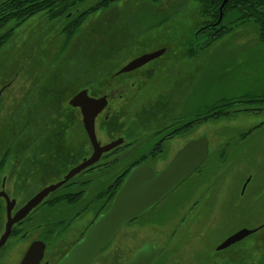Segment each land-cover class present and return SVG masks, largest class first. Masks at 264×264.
<instances>
[{
    "label": "rangeland",
    "instance_id": "rangeland-1",
    "mask_svg": "<svg viewBox=\"0 0 264 264\" xmlns=\"http://www.w3.org/2000/svg\"><path fill=\"white\" fill-rule=\"evenodd\" d=\"M99 1L101 0L86 2L95 5ZM159 1L121 0L111 3L107 9L92 13L81 24L72 43L59 58L55 56L63 42V26L54 25L46 28L41 26L40 19L32 28L41 30L43 27L48 31L45 35L51 30L47 37L48 41H43V47L39 46L40 40L33 39L38 35L27 33L18 36L17 39L21 41L13 40L9 43V49L11 46L14 50L7 51V44L0 50V90L3 85L10 82L0 95L9 98L5 100V106L8 107L6 112H11L12 109L17 111L16 108L21 107L20 103H17L19 98L27 97L22 106L36 98V101L45 105V112H53L52 116L55 118L52 123L60 124L58 130L63 139L59 142L60 151L65 149L64 140L68 139L66 130L69 122L72 124L74 122L75 125V133L72 135L75 137L74 144L83 150L87 139L80 123L81 115L79 110L73 109L68 102L85 86H88L91 95L97 97L103 93L108 84L112 93L109 100L112 112L108 119H104L103 114L97 117L96 138L101 144L120 137L124 141V144L106 154L100 162L98 161L99 163L97 162L98 164L93 165L91 175L81 174L80 178H76V181L80 179L91 181L88 195L82 205V208L88 209L86 213L78 218L76 215L69 217V212L62 214L63 210L61 211L60 208L63 209L65 203H61L57 210L55 207L45 209L44 230L49 227L47 220L52 221L53 217H57L52 224L55 225H53L54 230L59 232L57 240L44 237L48 243L44 260L48 261V264L57 262L87 230L90 220L94 218L101 204V202H92L96 193L107 180L153 145V140H149L148 136L167 123V119L173 115L171 109L174 101L168 103L167 96L171 91L169 87L177 81L174 79L178 76L182 64L178 55L170 62L175 75L171 84L160 82L161 73L150 78L131 75L129 80H126L125 88H128L127 83L132 85V81L136 86L129 94L125 93L126 89L120 85L122 79L108 72L105 74L106 70L104 72L102 70L105 63L114 64L113 70H116L130 58L141 53H151L161 48L164 50L180 48L185 38L195 40V30L203 21L198 3L195 0ZM203 39L200 37V42H203ZM31 48L36 49L38 53L36 54ZM193 48L196 49V46ZM21 51L28 53V61L31 65L30 70L26 72L21 70ZM196 51L198 56L188 58L187 63L189 86L187 83L186 92L191 95L188 109L195 108L198 101L203 104L208 102V99L224 95L242 97L244 103L236 105L233 109L246 110L235 113V116L229 120L208 123L194 128L186 135L169 139L159 156L144 163L152 167L155 172L160 171L186 142L199 137L207 138L211 157L201 164L203 167L199 173L193 172L190 178L188 177V180L169 197L172 200L183 199L188 194L187 186L194 182L193 180L200 178H218L216 182L220 183L218 190L213 191L211 195L204 192L203 186L198 184L196 187L198 196L188 197L192 202L194 200L198 202L193 206L190 201L180 204V208L203 209L204 217L197 218L195 224L208 225L211 230L208 239L197 243L188 240L190 246L184 254L188 262L191 252L200 254L202 247L216 244L226 233L262 225L259 231L238 241L235 246L237 254L244 251L249 255L246 264H251L252 261L261 259V255L264 254V123H262L264 100L252 101L261 97L264 92V42L258 38L253 25L248 23L236 29L233 34H227L215 41L207 49ZM25 57L22 60H25ZM37 65L48 66L40 74V71L34 69ZM196 69L199 70L198 78L192 84L191 71ZM32 81L35 82L31 86ZM119 93L123 97H120ZM45 122L40 121V124ZM260 123H262L260 127L245 139L239 140L241 133ZM3 142L5 138L2 144ZM127 142H134L129 150L123 148ZM228 142L226 155L223 158L217 157V151ZM79 153L81 155L82 151ZM114 159H118L117 165L111 168L105 167L107 161ZM60 161H69V159L61 153ZM77 163L76 160L72 164ZM61 165L62 163L59 173L62 175L67 169H63ZM66 192L65 189H60L56 194ZM170 201L162 203L159 209L169 208L172 205ZM67 217L69 218L65 220H71V223L64 230L62 228L66 226L67 221L62 224L56 222L58 218ZM146 219L147 214L137 224L142 225L141 223ZM144 223L148 224V221ZM149 229L147 226L140 227L137 229L139 233H136L129 224L96 256L92 264H122L143 242L162 240L159 232L154 235ZM36 236L37 234L34 233L19 244L13 243V239H10L1 255L0 264H18L26 246ZM204 264H211V260Z\"/></svg>",
    "mask_w": 264,
    "mask_h": 264
},
{
    "label": "flooded vegetation",
    "instance_id": "flooded-vegetation-1",
    "mask_svg": "<svg viewBox=\"0 0 264 264\" xmlns=\"http://www.w3.org/2000/svg\"><path fill=\"white\" fill-rule=\"evenodd\" d=\"M86 1L87 0H1L0 1V42L5 41V43L0 47V50L6 44L8 48L7 51L14 50L12 49L11 46H10L11 50L9 49L8 47L9 43L10 42L12 43L13 40H19L17 39L19 35L23 36L24 34L27 33L29 34L34 33L38 35V37L36 38L32 37V38L34 40L36 39L40 40L39 46L43 47L44 45L43 41H48L47 37L51 33L50 30V33L48 35H45L48 33V31L45 30L43 27L45 26L46 28H49L50 26H54V25L55 26L62 25L63 42L59 47L55 56L59 58V56H61L66 51L69 44L72 43L73 41L72 39H74L75 36V34H73L71 39L67 41L65 34L66 28H69L71 24L75 23L81 13H83L84 11L90 8L95 7L100 2L113 3L121 0H101L97 2L95 5H89L88 2ZM148 1L155 2L152 0H148ZM195 1L199 2L197 0ZM243 1L247 2L246 0ZM253 1L256 2V0ZM111 3L97 6L96 11L101 9H107L108 7H110ZM91 14L92 13H90L85 18V20ZM38 19H40V21L42 22L41 26L43 27L41 28V30H38V28L36 27L32 28L33 25H37ZM200 24L198 25V28L195 30V35H194L195 40H188L187 38H185V40L183 39L180 48L168 49V50L165 49L164 52L167 50L165 53L163 52L158 57L149 60L148 62L144 63L139 67H136L126 72H121V69L129 62H131L132 60H134L135 58L141 55L149 54L150 52H144L133 58H130L124 65L120 66V68H117L116 70H113L114 64L110 65L105 63V65H103L102 67L103 72L104 70H106V72H104L105 74L108 72L115 75L114 77L118 79H122L123 82L120 85L122 86L123 89H126L125 93L129 94L130 90L131 89L133 90L134 87L136 86V83L132 81V85L131 83L130 84L127 83L128 88H125L126 80L128 81L129 76L131 75H134L135 77H137L138 75L139 77L145 76L147 78H150L156 75L157 73H161L160 82H163L164 84L167 83V85L171 84L172 79L173 77H175V75L173 73L170 62L173 61L174 57H176L177 55L179 56L182 64L180 66L178 76L174 79L177 81L172 87H169L171 91L167 96L168 103L174 101L173 109H171L173 110L172 112L173 115L170 119H167V123H165L160 128L154 130L148 136V138L150 137L152 138L151 140H153L154 146H158L159 141L164 139V141L162 142V146L160 147V150H162L161 153L163 152V148L169 139H173L175 137H181L189 133V132H184L175 136L170 135L171 132L176 131L179 128L181 130L182 128L183 129L186 128L187 116L189 114L192 115L193 113H196L199 110V108L202 106V102L198 101L196 103V107L189 110L188 102L191 95L188 92H186V89L189 86L187 79L188 58H193L195 56H198L197 51L194 52L195 53L194 55L190 54V52L193 49V46H197L200 43V37H203V34H199L201 28L203 27ZM51 40H53V38ZM25 50L28 49L25 48ZM33 51H35L36 54L38 53L36 49H33ZM27 54H28L27 52H22V51L20 53V57L22 61V65H21L22 72L24 71L26 72L27 70L29 71L31 68V65H29L30 62L28 61L29 57L27 56ZM24 57L25 60H22V58ZM42 62H44L43 59ZM47 66L48 65H37L36 68L34 69L38 72L40 71L39 73L42 74L41 72L46 70ZM198 72H199L198 69L191 71V74L193 75V77L191 78L192 84L195 82V79L198 78ZM34 82L35 81L31 82V86ZM42 83L45 82L42 81ZM9 85L10 82H8L7 84L1 87L0 95L2 91L5 90ZM83 89L87 90L89 96L95 97L89 93L88 86L81 88V90ZM111 95L112 93L109 90V85L106 84L103 93L95 97L98 98L101 96H106L107 98L106 107L101 111V113L98 114V116H100V114H103L104 119H108L112 112L111 106L109 105L110 102L109 100L111 98ZM119 95L120 97H123L121 93H119ZM26 98L27 97H22L17 100L18 101L17 103H20L21 105V107L16 108L17 111H13L12 109L11 112H6L5 110L6 109L8 110V107L5 106L6 105L5 100H8L9 98L7 97L3 98L0 96V157L2 156L3 153L9 154L7 156L6 162L0 164V237L4 232L9 207H10V215L13 216L18 210H20L30 199H32L43 188L61 181L71 168L79 165L84 159L90 157V155L92 154V147L83 126L82 114L80 112L79 107H73L68 102V104L73 109H78L80 112L79 113L81 115L80 123L82 125L83 131L87 139L84 149L80 150L81 148L77 147L74 144L75 137L72 135L75 133V125L74 122L73 124L72 122H69L66 130L68 133V139L64 140V147L66 150L64 149L60 151L59 142H61L63 139H61L58 130L60 124L52 123V120L55 118L52 116L53 112L52 111L45 112V105L36 101L35 100L36 98L34 100H31L30 102H26L25 105L22 106L23 101H25ZM45 114H47L46 117H44ZM40 121H46V122L45 124H40ZM197 127L199 126H196L194 128ZM193 129H191L190 132ZM62 131H64L63 128ZM160 131H162V133L156 134L157 132ZM4 138H5V142H3L2 144ZM112 141L114 140H110L109 143ZM129 143L130 142H127L126 144ZM133 143L134 142H132V144ZM105 144H101V145H105ZM122 144H124V141ZM122 144L116 146L107 153H103L99 159V162L106 154L113 152L116 148L120 147ZM132 144L127 146L126 150H129L133 146ZM80 151H82L81 155L79 153ZM61 153L67 159H69V161H60ZM155 158L156 157L153 158L151 157L148 160H146V162L152 161ZM76 160L78 161V163L72 164ZM61 163L63 169L65 168L67 169L63 171L62 175L59 173L60 172L59 167ZM92 167L93 166H89L81 170L79 173L75 174L66 183L58 187L53 192L49 193L38 205L33 207L22 220L15 223L12 226L7 241L2 247H0V258L10 239L11 240L13 239V243L19 244L23 240H27V238L31 237L32 234L34 233L37 234L36 238L32 239V241H30V243L26 246L18 264L22 260L24 254L26 253L28 247L32 242L40 240L43 241L47 247L48 243L44 239V235H43L44 234L43 216L45 209H49V207L50 208L55 207L57 210L58 207L61 205V203H57L56 205L55 204L50 205L48 203L49 201L53 200L58 195H60V194H56L58 190L65 189V191H67L66 193L82 192V194L77 197L76 199L77 201L75 200L76 202L70 203L68 205L65 203L66 205L63 207V209L60 208L61 211L63 210L62 214L69 212L70 213L69 214L70 216L68 215L69 217H71L72 215L75 216L76 214H79L78 216H76V218H78L82 214L86 213L88 209L85 207L82 208V205L83 202L85 201L86 195H88L91 181H88L90 179H83V180L80 179L79 181H76V178L79 177V175L81 174L91 175ZM217 179L218 178L210 177V178H200L199 180H193L194 182H191V184H189L186 188V190H188V194L186 197L177 200L169 199V197L172 196L186 180H188L187 178L171 194H169L162 201H160V203H158L154 208L149 210L143 216L132 221L134 222L131 224L132 228L134 229L133 232L139 233L137 231L138 228L140 227L143 228L147 226L150 228L149 230L153 231L154 235L156 232H159V237H161L162 240L158 242L153 240H147L143 242L140 246L135 248L131 257L128 258V260H126L122 264H126L133 257H135L137 252L145 244L148 243L154 245V247L156 248V252L148 264H204V262H208L210 260H211V264H246V258L249 255H246L244 251H242V253L237 254V250L235 246L238 242L230 244L223 249L217 250V247L223 241H225L227 238H229L232 234H234L237 231L226 233V235L219 242H216V244L213 245L209 244L210 246L208 247L206 246L205 248L202 247V251L198 255L191 252L189 254L190 258L188 259L189 263L187 262V257L184 254L186 249L190 246L188 244V240L191 239L195 243H197V241L208 239L211 230L208 225L195 224L197 218L200 219L204 217L203 209H196L192 207L180 208L179 206L181 203H185L188 201L192 202V199H188V197L189 196L193 197L197 195L196 187L198 186V184L200 186H203L204 192L211 195L213 191L218 190V187L220 185V183L216 182ZM167 200L168 201L171 200L170 202H172V205L166 210L163 209L160 210L159 206L162 203L166 202ZM197 202H198L197 200H194L192 202V206ZM146 214H147V219L143 221V223H141L142 225H138L137 224L138 221L141 220L142 217L146 216ZM69 217L58 218V219L59 220L68 219ZM56 218L57 217H53L52 221H54V219ZM47 221L48 224H52V221L50 220ZM147 221L148 224L144 223ZM128 225L129 223L125 225L123 228H121L119 232L122 231L124 228H126V226ZM261 227L262 225L260 227H255L253 229H256L255 232H257ZM108 244L106 246H108ZM45 252H46V248L44 251L43 259L41 260L40 264H44V263L48 264V261L44 260V257L46 255ZM54 258L55 257H53V259ZM260 260L261 259L259 258L255 261H252L251 264H257L258 262H260ZM57 262L53 264H56Z\"/></svg>",
    "mask_w": 264,
    "mask_h": 264
},
{
    "label": "water",
    "instance_id": "water-1",
    "mask_svg": "<svg viewBox=\"0 0 264 264\" xmlns=\"http://www.w3.org/2000/svg\"><path fill=\"white\" fill-rule=\"evenodd\" d=\"M227 1L222 0L219 7V18L215 25L220 21L223 7ZM163 52L164 49H160L141 55L125 65L121 72L139 67ZM69 104L80 108L83 126L92 147V154L79 165L71 168L61 181L43 188L13 216L10 215V207L8 208L4 232L0 237V247L7 241L12 226L22 220L49 193L66 183L81 170L95 165L103 153H107L123 143V139L119 138L101 145L96 138L95 119L107 105L106 96L95 98L89 96L87 90L83 89L69 100ZM208 154L207 138L199 137L186 142L169 160L166 167L160 171L155 172L152 167L145 164L132 167L115 192L109 207L93 221L86 233L70 246L56 264H92L95 257L121 228L143 216L171 194L206 161ZM255 231L256 229L238 230L223 241L217 250L236 243ZM45 248L46 245L43 241L32 242L19 264H40ZM155 252L154 245L145 244L126 264H148Z\"/></svg>",
    "mask_w": 264,
    "mask_h": 264
},
{
    "label": "trees",
    "instance_id": "trees-1",
    "mask_svg": "<svg viewBox=\"0 0 264 264\" xmlns=\"http://www.w3.org/2000/svg\"><path fill=\"white\" fill-rule=\"evenodd\" d=\"M152 1L158 2L159 0H152ZM197 1H199L197 3L199 5L200 16L203 18V21L200 24L203 27L201 28L199 34H203L204 39L203 42H200L196 46V49L193 48L191 50L190 54L194 55L195 54L194 52H196V50L207 49L215 41L219 40L220 38H222L227 34H233L236 29L242 28L248 23L253 25V27L256 30V34L258 35V38L264 42V0H256V2H254L253 0H246L247 2H244L243 0H235V1L228 0L223 7L221 19L216 25L215 23L219 18V7L222 0H197ZM109 3L111 2H100L95 7L90 8L84 11L83 13H81L79 18H77L76 22L71 24L69 28H66V33H65L67 38L66 40L68 41L69 39H71L73 34H75L76 31H78L85 18L90 13L96 11L97 6L106 5ZM4 43L5 41L4 42L1 41L0 47ZM208 100H207L208 102H204L202 104V106L199 108V110L196 113H193L192 115L189 114L187 116L186 128L184 129L182 128V130L179 128L178 130L171 132L170 135L175 136L184 132H190V130L196 126H201L208 123H216L218 121L225 119L229 120V118L235 116V113L246 110L245 108L233 109V107H235L236 105H240L244 101V99H242V97L239 96L223 95L218 98L214 97ZM263 100H264V92L261 94V97H258L257 99H254L252 101H263ZM262 123L255 125L249 128L248 130L244 131L243 133H241L238 137L239 140L245 139L255 129L260 127ZM160 133H162V131L157 132L156 134H160ZM151 139L152 138L150 137L149 140ZM163 141L164 139L160 140L158 146L151 145L147 151L135 157L134 160L130 162V164H126V166H124L119 173H116L110 180H107L105 185L96 193V195L92 199L93 203L101 202V204L99 209L96 211L94 218L89 223V227L93 223V221L97 218V216L100 213L104 212L109 207L115 192L121 186L124 178L127 176L130 169L136 165L143 164L144 162H146V160H148L151 157L153 158L160 155L162 151L160 150V147L162 146ZM130 144H132V142L126 144L123 148H126ZM132 145H134V143ZM228 147H229V142L223 144L222 147L217 151L216 156L217 157L219 156V158H223L226 155V151ZM8 155L9 154L7 153L2 154V156L0 157V164L6 162ZM210 157H211V153H209L207 158ZM117 164H118V159H114L112 161L109 160L105 163V167L111 168ZM202 167L203 165H201L196 170V172L199 173ZM81 194L82 192L60 194L53 200L49 201L48 203L50 205H54V204L56 205L57 203L64 202L68 205L70 203L76 202L77 197L80 196ZM78 215L79 214H76V216ZM64 222H66V226H63L62 229L66 230L69 227L71 220L63 219L57 221L56 223L62 224ZM132 223L134 222H130L129 224ZM48 225L49 227H47L44 230V234H43L44 237L52 240H57L58 238L57 234L59 232L54 230L55 225L54 224H48ZM83 234L81 236H83ZM257 264H264V255L262 256L260 262H258Z\"/></svg>",
    "mask_w": 264,
    "mask_h": 264
}]
</instances>
